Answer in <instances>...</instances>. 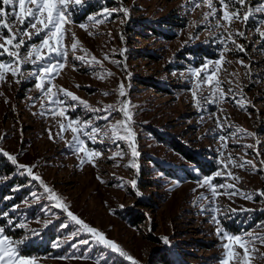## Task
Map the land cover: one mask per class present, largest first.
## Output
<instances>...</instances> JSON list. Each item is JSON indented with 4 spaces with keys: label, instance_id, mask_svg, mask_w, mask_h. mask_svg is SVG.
Wrapping results in <instances>:
<instances>
[{
    "label": "rangeland",
    "instance_id": "374dc122",
    "mask_svg": "<svg viewBox=\"0 0 264 264\" xmlns=\"http://www.w3.org/2000/svg\"><path fill=\"white\" fill-rule=\"evenodd\" d=\"M211 2L215 16L207 17L212 10L204 3L194 8L192 0H81L70 5L71 22L65 25L62 43L70 47L77 42L75 57L84 59L69 51L67 66L51 81L53 92L63 88L79 98L72 101L60 94L71 105L64 117L42 107L49 97L38 99L39 81L30 73L38 72L39 64H24L19 82L11 74L0 82V148L16 156L17 164L2 152L0 157L13 167L11 177L28 179L22 188L10 189L20 198L0 217V226L18 242L21 255L35 264H131L57 207L46 185L74 215L117 243L137 264H221L226 259L227 240L221 239L225 232L251 240L249 247L256 251L250 256L256 258L249 264H264V37L259 35L264 32V12L256 11L264 0H245L253 15L247 21L233 19L230 26L217 19L225 11L219 0ZM0 6L9 14L19 12L18 4L15 9ZM89 17L103 22L93 23ZM19 27L17 21L13 31ZM24 39L26 45L40 42L38 36ZM93 58L99 63H92ZM205 65V71L216 69L213 84L219 81L221 89L211 102L205 84L203 92H197V106L193 90L199 78L192 72ZM122 103L132 115L135 167L128 166L133 163L128 140L112 142L104 136L124 119L123 113L118 110L105 120L100 118L104 112L92 110L108 105L119 109ZM69 119L100 129L95 141L80 136L96 156L77 154L71 147L72 131L60 129ZM221 135L226 141L218 138ZM171 142L207 162L201 165L213 172L204 174ZM229 156L237 164L252 161L258 170L233 167ZM81 159L91 162L81 164ZM17 165L32 167L44 185ZM206 177L213 185H224L216 196L207 185L201 186ZM9 178L0 179V187ZM217 228L222 229L220 236ZM85 240L88 243H82ZM34 248H40V254H24ZM234 250L243 253L238 246Z\"/></svg>",
    "mask_w": 264,
    "mask_h": 264
},
{
    "label": "snow or ice",
    "instance_id": "6c2138e0",
    "mask_svg": "<svg viewBox=\"0 0 264 264\" xmlns=\"http://www.w3.org/2000/svg\"><path fill=\"white\" fill-rule=\"evenodd\" d=\"M81 0H0V5L7 6L12 5L15 9L16 5L19 6V12L13 10L11 14L5 11L4 7L0 6V57H7V59H0V82L6 81V76L11 74L12 77L17 79L23 75V65L31 63L33 65H40L38 72L30 73L36 77L39 83L36 84V88L41 91V97L38 99H43L44 97H49L48 105H42L46 110L50 111L53 116L60 115L64 117L67 108L71 105H66L65 101L60 99V94L63 93L64 96L70 97L72 101H78L79 98L74 95L72 92L58 88L56 92H53L54 85L51 84V81L60 74V71L67 66V59L69 51L75 57L77 51V42H73L70 47L63 44V40L66 36L65 25L70 23L69 11L70 5H79ZM206 4L212 11L206 14L215 16L216 9L213 6L211 0H192L193 7H200V4ZM220 6L225 9L222 17L217 19H223L227 26L231 25L233 19H242L247 21L251 15H253L252 9L250 6L245 5V0H219ZM234 5H240L239 8L234 7ZM233 9L231 13L227 9ZM108 12V15H111V12ZM127 14V10H123ZM256 11L264 12V7H258ZM241 12L243 15L241 16ZM93 23H102V20H96L94 17H89ZM19 22L20 27L16 28L13 31L16 22ZM27 25V27H25ZM39 26V27H38ZM81 28H85V25H79ZM220 27H225L224 24H221ZM3 30H7V35L4 34ZM34 30V31H32ZM257 31H259L257 29ZM43 34V35H41ZM240 36H243V33H237ZM261 37H264V32H259ZM33 36L40 37L39 44L26 45L25 37L29 41L32 40ZM73 40L75 37L73 35ZM243 50V46H238ZM21 49H24L22 52ZM83 51V49H81ZM60 57V60L54 61L53 57ZM77 59L83 60L84 57H75ZM107 58V57H106ZM92 63H99L95 58L92 59ZM217 64L220 62L217 61ZM242 63V62H241ZM75 68V65H73ZM207 65L201 69H196L192 72V75L198 77V82L196 85V90H193V98L197 103V106L200 104V99L197 98V92H203V86L208 85V91L210 93L211 102H216V90L221 89L219 81L213 84V79L216 76V69L205 71ZM203 73V75H202ZM110 75V73H109ZM45 84L48 86L45 87ZM231 93V89L227 90ZM120 96L124 95L123 85L120 86ZM107 95V94H105ZM210 97H202L205 101H208ZM234 98V97H233ZM225 102L227 99L225 98ZM81 103H83L81 101ZM87 106V105H86ZM128 105L122 103V106L117 109L113 105H108L103 109H92L96 112H104L105 115L100 117L101 119L108 120L109 117L116 111L123 113V120L117 121L115 124H112L110 128L104 131V136H106L112 142H115L118 139H125L129 142V147L131 148V154L133 157V163L129 164V167H135V157L138 156V152L135 144V133L131 128L132 115L127 110ZM44 114V113H41ZM218 125L220 121L217 120ZM222 127V125H220ZM60 129L62 132L68 131L69 129L73 133L74 143L71 147L74 148L77 154L83 153L86 157H94L97 155L94 149H90L86 146V142L80 138L81 134L86 135L89 139L95 141L96 138L100 135V129L98 127H93L89 122H79L72 119H69L68 124H60ZM86 129H91L86 131ZM49 138L52 139L51 132L49 133ZM63 137L61 136V139ZM221 141H226L227 137L221 135L218 137ZM247 147H253L249 145ZM0 152L7 157L13 164H17L16 156L9 154L7 151H4L0 148ZM121 158H123V153H117ZM259 155V149L257 146V156ZM229 162L233 164V167L244 168L246 165L250 166L254 170H258L255 163L252 161H243L239 164L233 161V158L229 156L227 158ZM84 159L80 160L81 164H84ZM260 163L264 165V160H261ZM20 168H25L27 173L32 176L33 180L40 181L41 185H44L43 180L33 173L32 167L25 165H17ZM95 166V165H93ZM217 176L221 173H217ZM227 175L233 179L239 181V177L233 176L231 172H228ZM207 185L212 190L213 196L217 195V188H222L224 185H213L212 178L206 177L202 183V187ZM132 186L136 187V181H132ZM228 187H234V185H228ZM45 192L48 193L49 198L56 201V206L62 208L67 212V215L71 220L75 221L80 228L87 233H90L100 244L105 248L111 249L112 252L118 253L121 257L131 261V264H137V261L133 259L127 252L120 248L117 243L107 239L104 234L94 227L89 226L82 219H79L74 215L66 204H64L57 194L51 189L44 185ZM139 194V193H137ZM235 193H229L232 195ZM264 195V191L260 193ZM251 199L250 196L246 197ZM7 216V213H0V217ZM215 223H219V220H214ZM11 224V220H9ZM22 226V225H21ZM222 229L217 228V235L220 236ZM250 235V234H249ZM221 239H226L227 243L223 245L226 249V259H224L221 264H229V261H232L234 258L238 261V264H249L250 259H255L256 257L250 256V253L256 251L255 248H250L249 245L252 243L251 240H243L241 236L238 235H229L224 233L221 236ZM256 239V238H253ZM261 243L264 244V238H260ZM165 243H168L167 238L164 239ZM82 243H88V241H82ZM234 246H238L240 249H243V253L237 252L234 250ZM0 264H35V260L21 255L18 242L13 241L5 234V228L0 226Z\"/></svg>",
    "mask_w": 264,
    "mask_h": 264
},
{
    "label": "trees",
    "instance_id": "16d2710c",
    "mask_svg": "<svg viewBox=\"0 0 264 264\" xmlns=\"http://www.w3.org/2000/svg\"><path fill=\"white\" fill-rule=\"evenodd\" d=\"M170 145L173 147V149L177 153L185 156L187 161L193 164H196L197 167L203 170L204 174H209L213 172L211 171L212 170L211 167H208V166L206 167L204 165H201V163H207V162L201 161L195 155L193 156L192 154H189L186 150L178 146L177 143L171 142ZM12 174H14L13 167L9 165L3 157H0V179H3L5 177L6 178L10 177L8 181L2 187H0V213H5L6 211H8L10 207L17 204L19 200L18 198H20L19 193L17 195H12L11 193L12 191H10V189L16 186L22 188L24 185L28 183V179H25L24 177L15 176V175L11 177ZM6 196H9V198L5 199ZM3 222H4L3 220H0L1 225L3 224ZM39 250L40 248L27 249V251L24 252V254L26 256L37 255V254H40L39 252H41ZM167 264H172V263H167Z\"/></svg>",
    "mask_w": 264,
    "mask_h": 264
}]
</instances>
